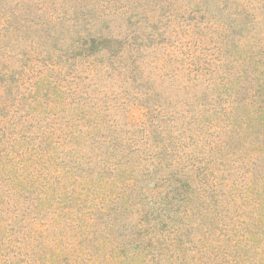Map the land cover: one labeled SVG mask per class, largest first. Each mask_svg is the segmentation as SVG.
Returning <instances> with one entry per match:
<instances>
[{
    "label": "rangeland",
    "instance_id": "obj_1",
    "mask_svg": "<svg viewBox=\"0 0 264 264\" xmlns=\"http://www.w3.org/2000/svg\"><path fill=\"white\" fill-rule=\"evenodd\" d=\"M3 126L0 264H264V0H0Z\"/></svg>",
    "mask_w": 264,
    "mask_h": 264
},
{
    "label": "trees",
    "instance_id": "obj_2",
    "mask_svg": "<svg viewBox=\"0 0 264 264\" xmlns=\"http://www.w3.org/2000/svg\"><path fill=\"white\" fill-rule=\"evenodd\" d=\"M14 76V75H13ZM2 78V77H1ZM15 79V77H14ZM2 81V80H1ZM5 82V85H7V80L4 79ZM33 95V94H31ZM4 126L0 129V143H1V140L4 136V133H3V130H4ZM3 134V135H2ZM1 150V149H0ZM0 163H1V158H0ZM151 175V174H149ZM134 176V174L132 175V177ZM169 180V182H172V183H175V184H180V185H183L184 188L186 189L185 185L181 182L180 180V177L179 179L175 178V179H172L171 177H166V176H163V179H165L163 181V183L167 182V179ZM128 187V185H126V188ZM128 193L131 194V191L127 190ZM182 190H180V187H176L175 189L172 188V192L170 194V192L167 194V196H169L170 194V200L166 198H164V200H160L159 201V197H165V195H160L159 197H154L152 193L150 192H144V191H141V192H136L134 194V198L135 200L137 201V204L138 205H141V209L143 211H145V215H146V218L149 219L150 221L152 220L156 225H160V226H163L165 225L164 222H161L160 221V217L162 216L163 213H161L163 211V208L164 206L168 204L171 206V207H178L179 205V202L181 203L182 200L185 198L183 196H180ZM166 196V197H167ZM169 218H170V221L173 220L174 218L177 220L179 216L178 214L172 212V213H169Z\"/></svg>",
    "mask_w": 264,
    "mask_h": 264
}]
</instances>
